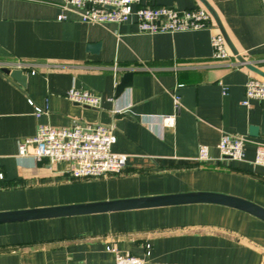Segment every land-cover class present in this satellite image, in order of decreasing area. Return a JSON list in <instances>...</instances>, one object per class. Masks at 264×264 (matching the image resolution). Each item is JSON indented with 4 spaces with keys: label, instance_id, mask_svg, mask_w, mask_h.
I'll return each instance as SVG.
<instances>
[{
    "label": "crops",
    "instance_id": "obj_1",
    "mask_svg": "<svg viewBox=\"0 0 264 264\" xmlns=\"http://www.w3.org/2000/svg\"><path fill=\"white\" fill-rule=\"evenodd\" d=\"M207 1L239 53L264 70V0ZM62 5L0 0V212L193 192L264 208V166L254 164L255 144H247L242 161L222 158L218 148L224 133L264 142V135H250L262 124L264 101L243 104L246 83L262 77L233 66L239 62L233 55L213 58L216 30L142 34L134 19L121 26L83 23ZM92 45H100L98 52ZM4 68L23 69L26 87ZM127 71L134 72L133 84L117 96ZM72 87L99 96L100 108L70 103ZM35 107L45 112L37 117ZM169 116L173 127L163 125ZM76 122L115 127L113 152L127 156L120 175L74 179L66 163L18 155L19 142L38 125ZM201 145L209 147L208 163L197 160ZM116 252L147 264H264V221L226 206L191 204L0 225V264H116Z\"/></svg>",
    "mask_w": 264,
    "mask_h": 264
},
{
    "label": "built area",
    "instance_id": "obj_2",
    "mask_svg": "<svg viewBox=\"0 0 264 264\" xmlns=\"http://www.w3.org/2000/svg\"><path fill=\"white\" fill-rule=\"evenodd\" d=\"M155 0H63L62 8L77 13L83 23L123 25L134 19L142 34H167L215 29L212 36L213 58L227 61L232 53L210 12L200 5L194 9L180 10L176 7L153 5ZM60 21L66 20L64 15ZM19 64V67H25ZM236 67L245 66L237 62ZM119 68L113 67L115 77ZM35 73V72H33ZM72 104L99 109L101 98L91 91L72 87L66 93ZM252 100L264 101V78H251L246 83L243 104L250 105ZM181 97H175V108L181 106ZM45 111L35 107L39 117ZM175 116L165 117L163 125L173 127ZM116 143V129L100 123L76 122L68 128L51 125H38L34 136L23 139L18 145L20 157H32L36 161L47 160L50 164L66 163L67 172L74 179H99L120 175L127 156L113 152ZM256 146L255 165L264 166V142L247 136L224 133L219 143L222 158L242 161L247 144ZM197 160L208 163L211 160L209 147L201 145ZM5 179L0 169V181ZM149 247V246H148ZM116 264H147L145 259L130 253L116 252Z\"/></svg>",
    "mask_w": 264,
    "mask_h": 264
},
{
    "label": "water",
    "instance_id": "obj_3",
    "mask_svg": "<svg viewBox=\"0 0 264 264\" xmlns=\"http://www.w3.org/2000/svg\"><path fill=\"white\" fill-rule=\"evenodd\" d=\"M201 4L210 12L214 18L221 34L224 36L226 43L233 54L240 63H243L246 68L254 72L258 76L264 78V70L247 61L238 51L230 36L228 35L217 11L207 0H199ZM100 45H92L90 49L93 52H98ZM3 72L18 82L22 87H26L27 75L23 69H7L4 68ZM133 71H127L123 75L120 83L116 89V95H122L126 89L130 88L133 84ZM250 135L252 137H259L264 135V113L262 124L260 128L253 127ZM191 204H215L226 206L240 211L246 212L262 221H264V208L256 205L245 199L233 197L230 195L211 193V192H193L182 193L173 195H162L153 197H142L112 201H101L94 203H83L75 205H65L57 207L26 209L17 211L0 212V225L37 221L45 219H54L62 217H73L100 213H112L121 211H131L140 209H151L159 207H170Z\"/></svg>",
    "mask_w": 264,
    "mask_h": 264
}]
</instances>
